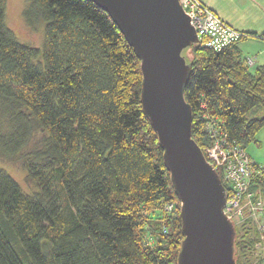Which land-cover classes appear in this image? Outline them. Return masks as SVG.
<instances>
[{"label": "trees", "instance_id": "16d2710c", "mask_svg": "<svg viewBox=\"0 0 264 264\" xmlns=\"http://www.w3.org/2000/svg\"><path fill=\"white\" fill-rule=\"evenodd\" d=\"M6 4L0 160L19 166L30 190L0 166V264H178L180 201L142 108L135 51L92 1L26 0L27 24H44L41 52L8 28ZM183 55L192 64L184 93L192 137L205 157V115L224 120L245 149L258 143L264 114H250L264 110V66L251 71L238 44ZM256 185L264 189V175Z\"/></svg>", "mask_w": 264, "mask_h": 264}, {"label": "water", "instance_id": "95a60500", "mask_svg": "<svg viewBox=\"0 0 264 264\" xmlns=\"http://www.w3.org/2000/svg\"><path fill=\"white\" fill-rule=\"evenodd\" d=\"M89 1L110 15L140 59L142 108L181 206L178 264H237L226 188L192 137L193 112L184 96L192 64L183 52L201 42L180 0Z\"/></svg>", "mask_w": 264, "mask_h": 264}, {"label": "built area", "instance_id": "2783aa9c", "mask_svg": "<svg viewBox=\"0 0 264 264\" xmlns=\"http://www.w3.org/2000/svg\"><path fill=\"white\" fill-rule=\"evenodd\" d=\"M181 6L190 19L201 45L221 52L238 44L247 34L222 20L201 0H180ZM247 65L253 64L246 58ZM202 108H206L202 104ZM205 130L211 141L206 159L227 185L225 213L233 220L236 229H256L261 234L257 247L261 251L260 264H264V189L256 185L264 171L247 154L246 149L231 140L225 121L217 116L205 115ZM256 185V187H254ZM173 209V204L166 210Z\"/></svg>", "mask_w": 264, "mask_h": 264}, {"label": "rangeland", "instance_id": "374dc122", "mask_svg": "<svg viewBox=\"0 0 264 264\" xmlns=\"http://www.w3.org/2000/svg\"><path fill=\"white\" fill-rule=\"evenodd\" d=\"M226 1L228 0H224L223 5L227 4ZM25 6L26 0H7L6 24L13 31L20 43L36 48L42 52L44 44V24L39 23L35 27L29 26L23 15ZM261 23L264 24V18H261ZM250 69L253 71V68ZM263 114L264 110L257 107L255 112L250 114V117L262 116ZM257 140L258 143H252L246 147V152L264 171V126L257 133ZM0 166H3L26 191L30 190V186L25 180V173L19 166L2 160H0ZM237 230L239 238V260L241 264H260L261 251L257 247V243L261 241V234L256 229H245L242 226L237 228Z\"/></svg>", "mask_w": 264, "mask_h": 264}, {"label": "crops", "instance_id": "0c3cea01", "mask_svg": "<svg viewBox=\"0 0 264 264\" xmlns=\"http://www.w3.org/2000/svg\"><path fill=\"white\" fill-rule=\"evenodd\" d=\"M213 10L222 20L241 32L257 34L238 43L242 56L252 58L253 72L264 66V0H201ZM251 70V69H250Z\"/></svg>", "mask_w": 264, "mask_h": 264}]
</instances>
